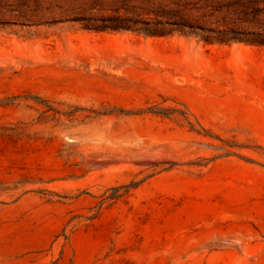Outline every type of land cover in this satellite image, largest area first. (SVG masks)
Here are the masks:
<instances>
[{
	"label": "rangeland",
	"instance_id": "374dc122",
	"mask_svg": "<svg viewBox=\"0 0 264 264\" xmlns=\"http://www.w3.org/2000/svg\"><path fill=\"white\" fill-rule=\"evenodd\" d=\"M0 264H264V0H0Z\"/></svg>",
	"mask_w": 264,
	"mask_h": 264
}]
</instances>
